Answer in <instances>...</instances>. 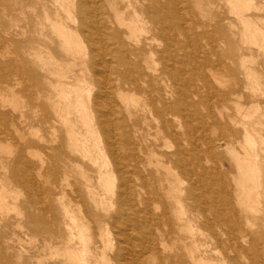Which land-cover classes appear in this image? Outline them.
Listing matches in <instances>:
<instances>
[{
	"label": "bare ground",
	"instance_id": "6f19581e",
	"mask_svg": "<svg viewBox=\"0 0 264 264\" xmlns=\"http://www.w3.org/2000/svg\"><path fill=\"white\" fill-rule=\"evenodd\" d=\"M18 3L49 91L36 97L49 95V114L40 105L34 116L47 115L51 170L63 167V182L73 173L83 208L70 215L62 193L67 237L46 247L66 264H264V0ZM8 108L18 111L16 95L0 93V121ZM32 168L22 150L0 155V225L20 224L7 184L32 191Z\"/></svg>",
	"mask_w": 264,
	"mask_h": 264
},
{
	"label": "rangeland",
	"instance_id": "374dc122",
	"mask_svg": "<svg viewBox=\"0 0 264 264\" xmlns=\"http://www.w3.org/2000/svg\"><path fill=\"white\" fill-rule=\"evenodd\" d=\"M18 2L19 0H0V37L2 38L1 48L3 50L6 48L8 51V56L2 61L3 62L11 61L10 65L12 69V71L8 73L7 76H4L3 74L0 73V93L7 98H10L13 94H15L18 100V111L14 112L11 111L10 108H8L6 110V113L9 114L7 120L0 121V155L4 156V158L7 159L10 154L17 152L18 150H22L23 154L29 160V162H31V164L33 163L32 169H35V171L31 169V174L32 173L35 174L34 176L33 175L32 176L34 179L33 181L36 185L35 188L31 191L27 186H24L23 184L17 186L14 183H12L11 180H8L10 181L7 184L8 188L10 190L17 189V191L20 193L18 204H19V210L22 213V217L19 225L10 224V222H8L4 226L0 225V233H2V237L0 238V264H39V263L62 264L63 263L62 262L63 258H61L62 256L57 254L55 255L54 253H52V251L48 249L46 245L51 244V246L53 247L56 246L59 247L61 246L62 241L67 237L66 229H65V220L63 217V211L61 209V204L65 203L64 202L65 198L68 197L67 199L69 200V198L72 196L70 192V187H71V183L74 182L73 180L74 175L73 173L66 174L67 176L66 179H68L69 183L67 180H64V182L66 181V183L70 185L68 186L63 182L64 179V176H62L63 167L61 169H58L59 170L58 173L54 172L55 174L51 170V160L54 156V153L52 154L49 148H47V146L50 145L49 141L51 137L49 136L51 135H49L50 134L49 127L47 126V124L43 122V120L46 119L47 115L43 114L45 112H42L37 116V118L34 116V114H36L34 111H39V108L41 107L40 105L44 106V108L48 110V114H49L50 109L47 103H44V100L47 97H49V95H46L43 99L40 100H37L38 98H36L38 97L39 89L45 94L46 93L48 94L49 91L47 85L43 81L44 73L41 72L39 75V69H36L37 68L36 63L32 62L34 58H32V56L29 54L31 50L29 44L31 43L30 40H32L33 38V32L31 26L26 28V30L24 29L23 27L24 21L21 15L19 14L20 4ZM38 42L40 44L42 43L44 44L45 41L43 39H39ZM54 51L56 53L58 52L57 47H55ZM21 67L22 69L24 67L28 69H34L35 72H38L37 75L38 79L33 80L27 76H23ZM46 74L50 76V68L46 70ZM35 93H37V95ZM36 100L39 102H37ZM47 110H46V114H47ZM35 127H39L41 129V134L43 135L42 142L37 144H36L37 140L35 136L31 134L33 130L32 128ZM38 145L40 146V152L36 150ZM28 148L33 149V152L36 155L30 157V155L26 153V150ZM37 155L38 156L42 155L41 159L43 158L42 176L39 178L36 175V167L38 166ZM76 158L80 159L79 156L78 157L76 156ZM226 165H228L227 162ZM229 171H231V169H228L226 171V174H228ZM88 174L90 178L93 179L94 181V176L96 175L95 170L88 171ZM6 175H8L7 177L10 178V169L6 171ZM79 176L80 173L76 175L77 178H79ZM59 177L60 178L63 177V178L60 179ZM61 180L62 183L60 182ZM61 184H64V186L66 185L65 186L66 188L63 187V185ZM37 186L39 187L38 194H37L38 191H36ZM62 193L66 194L67 197L66 195L63 197ZM60 196L63 197V198L61 197V199L64 200L63 203L60 202L62 201L60 200ZM68 200L66 202L70 203L68 202ZM70 201H71L70 203L71 208L69 207V210L70 209L72 210V212H70V215L73 213H74L73 216L82 214L83 208L80 205L81 203L74 204L73 207L72 203L73 202L76 203V202L75 201L72 202V197L70 198ZM42 205L44 206L42 207ZM75 205L76 206L78 205L77 207H79L80 205L81 207L75 208ZM72 207L74 209H77V211L76 210L74 211ZM79 209L82 210L80 211ZM11 230L15 231L17 237H15L12 234ZM3 231L5 234L3 233ZM108 235L110 236V234ZM108 235L105 237H108ZM109 238L112 239L111 237ZM28 239L29 240L32 239L34 243L29 244ZM21 245L22 247H24V249L22 250H21L22 247H20ZM35 246L37 247V249L35 248ZM39 247L41 248V251H39L40 250ZM12 248H14L16 251H14V249ZM12 251L15 253V256ZM18 251L20 252L19 256L21 257L17 259L18 258L17 256V258L15 259L16 255L19 254ZM219 251L222 252L221 249H219ZM50 253H52L53 255ZM45 256L47 261H45L46 259L45 260L43 259L45 258ZM34 258L38 260V262L35 261ZM55 258L58 259L56 260ZM40 259L43 260L40 261ZM154 262L158 263L157 260Z\"/></svg>",
	"mask_w": 264,
	"mask_h": 264
}]
</instances>
